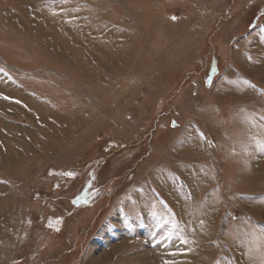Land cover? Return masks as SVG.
<instances>
[{
	"label": "rangeland",
	"instance_id": "1",
	"mask_svg": "<svg viewBox=\"0 0 264 264\" xmlns=\"http://www.w3.org/2000/svg\"><path fill=\"white\" fill-rule=\"evenodd\" d=\"M0 69V264H264V0H0Z\"/></svg>",
	"mask_w": 264,
	"mask_h": 264
},
{
	"label": "bare ground",
	"instance_id": "2",
	"mask_svg": "<svg viewBox=\"0 0 264 264\" xmlns=\"http://www.w3.org/2000/svg\"><path fill=\"white\" fill-rule=\"evenodd\" d=\"M30 16V15H29ZM64 27L62 26V28L61 29H63ZM67 37H68V39L69 40H72L73 42H75V43H77V44H81V46H80V49H81V51L83 52V50H89V48H91V45L89 46V45H87V44H84V42H79L80 41V38H81V35L80 34H78L77 35V32H74V31H71V34H67ZM89 43H91L90 41H89ZM92 44V43H91ZM80 53V54H78V55H80V56H85V58L86 57H88L87 55H86V53ZM71 56H73V55H71ZM125 57V56H124ZM90 59V58H89ZM123 59V58H122ZM83 63V62H82ZM83 64H85L86 65V67H87V63H83ZM72 66H74V68H76V69H79L80 70V68H79V64L76 62L75 64H72ZM81 67L83 68V66L81 65ZM84 69V68H83ZM86 70V69H85ZM11 93V92H10ZM10 95V94H9ZM18 96V94H12V96ZM19 97H21V96H19ZM26 98V97H25ZM29 105H31L32 107L34 106L33 104H31V102H29ZM38 111H40V112H43L44 110H38ZM2 126H5V124H2ZM10 131V130H9ZM5 135V134H4ZM3 135V136H4ZM15 140V139H14ZM1 142V141H0ZM15 149H17V148H15ZM2 152V151H1ZM9 152L10 151H8L7 150V154L9 155ZM191 152V151H190ZM11 156L9 155V158L7 159L8 160V162H9V159H11L10 158ZM196 156H194V153L192 154V152L191 153H189V159L190 160H194V161H196V159L197 158H195ZM3 162H5V161H3ZM198 172V171H197ZM200 182V181H199ZM201 183V182H200ZM203 182L201 183V184H198V186H197V190H200L201 189V187H203ZM2 194H3V192H2ZM1 194V195H2ZM6 196V195H5ZM175 199H176V196L174 197ZM1 199V198H0ZM178 202H182L180 199H178ZM206 203V202H205ZM180 205V204H179ZM205 205V204H204ZM205 207H207V205H205ZM208 213V212H207ZM2 229H3V227H2ZM2 231V230H1ZM4 231V230H3ZM1 232V233H4V234H6L5 232ZM0 233V234H1ZM4 237V236H3ZM2 238V237H1ZM189 239V238H188ZM191 241V240H190ZM189 242V241H188ZM195 242V241H194ZM193 242V243H194ZM115 247H118V245H116V246H112L111 248L112 249H110V251H113L114 249H115ZM103 255L102 256H100L99 257V259L97 258V262H95L96 264H101V263H99L100 261H102L104 258H106L107 256H108V253H106V251H105V253H102ZM105 254V255H104ZM115 254V253H114ZM110 255V254H109ZM156 258V257H155ZM93 261V260H92ZM91 261V262H92Z\"/></svg>",
	"mask_w": 264,
	"mask_h": 264
},
{
	"label": "snow or ice",
	"instance_id": "3",
	"mask_svg": "<svg viewBox=\"0 0 264 264\" xmlns=\"http://www.w3.org/2000/svg\"><path fill=\"white\" fill-rule=\"evenodd\" d=\"M0 71H2V69H0ZM68 175H71V173H68Z\"/></svg>",
	"mask_w": 264,
	"mask_h": 264
},
{
	"label": "crops",
	"instance_id": "4",
	"mask_svg": "<svg viewBox=\"0 0 264 264\" xmlns=\"http://www.w3.org/2000/svg\"><path fill=\"white\" fill-rule=\"evenodd\" d=\"M156 262V261H155Z\"/></svg>",
	"mask_w": 264,
	"mask_h": 264
}]
</instances>
